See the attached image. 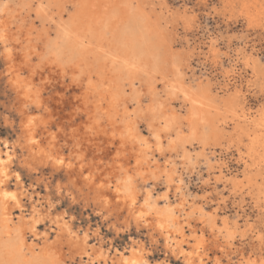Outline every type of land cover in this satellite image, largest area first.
I'll return each mask as SVG.
<instances>
[{
  "label": "rangeland",
  "instance_id": "obj_1",
  "mask_svg": "<svg viewBox=\"0 0 264 264\" xmlns=\"http://www.w3.org/2000/svg\"><path fill=\"white\" fill-rule=\"evenodd\" d=\"M0 7V142L14 150L8 187L20 190L17 174L28 189L8 229L0 217V264H90L48 217L31 232L34 206L65 214L80 235L88 230V244L109 259L138 241L152 263L186 264L149 228L123 224L124 212L100 211L86 175L108 196L130 175L138 204L149 189L162 208L167 194L177 237L185 249L201 247L200 264H264V0ZM28 115L38 146L72 164L27 162Z\"/></svg>",
  "mask_w": 264,
  "mask_h": 264
},
{
  "label": "bare ground",
  "instance_id": "obj_2",
  "mask_svg": "<svg viewBox=\"0 0 264 264\" xmlns=\"http://www.w3.org/2000/svg\"><path fill=\"white\" fill-rule=\"evenodd\" d=\"M0 25H1V27H0L1 28L0 29V38L1 39H5L6 31L4 29L5 27L3 28V26H4L3 22H1ZM212 49L214 50V48H212ZM130 64H132V63H130ZM12 79H14V77ZM13 86H14V88H17L18 87V82L15 81L13 83ZM224 86H226V85H224ZM185 93H187V92H185ZM192 111L193 110H191V112ZM248 117H250V116H248ZM21 128H22L23 137L25 138V142L24 143H25V145H26V147L28 149V153H29V157L27 158V162L30 165H33L35 162L44 163L46 161L52 162V164H54L56 167H60V166H63L65 164L66 165H70L71 162L66 161L64 157L55 156L53 153L48 152L43 147L38 146V143H37L38 141L35 138L33 130H32V128H33V116L32 115H28L26 117L23 116ZM130 128L132 129V127H130ZM225 129H227V128H225ZM225 131H227V130H225ZM135 134H136V132H135ZM154 136L158 139V147L160 148V137H159V134L155 133ZM254 137H256V136H254ZM195 139L196 138H194V140ZM254 143H253V145H254ZM4 144H5V146L3 148L2 143L0 142V217H1V220L3 222L4 229H8L9 228V224H10L9 221H11V215H12L11 210L13 208H15V207H21L23 205L22 204L23 203V197L25 196V191L26 190L28 191V189L25 187V185H24L25 183L23 184L21 182L20 176L17 175V174L15 176H16V179H17V184L20 187V190H18V189H16V190L14 189L13 190V189L8 187L7 183L9 182V179L12 176V172H11V167L12 166H11V164H12L13 158L15 156H14V150L13 151L6 150V149L9 148L8 147V142L4 141ZM52 151H54V150H52ZM68 168H72V167H68ZM222 169H224V168H222ZM91 176H93V175H91ZM227 177L228 176H226V178ZM77 179H78V177L72 176V179H71L72 180V184H73V186H76V188L80 187L79 191H81L82 190L81 180H77ZM90 180H91V177L89 175H86L85 176V181L86 182H84V181L83 182L85 183L86 186L89 185V190H90L89 195L92 194V200L95 203V205H97L98 208H100V211H102V210L104 211L105 210V211L109 212V210L117 209L120 213L124 212L123 213V215H124L123 224H125L126 226L127 225L129 226L130 223L131 224L134 223L135 225H137V227L138 226H142V227L144 226V227L149 228L150 229L149 231H151L152 235L155 236V234H156V236H160L163 239L162 241H163L164 247L169 249L172 252L171 254H173V256L175 255V256H177L179 258H183V261L186 264H192V262H194V260H193L194 254L199 255V252H200L199 248H201V247H198L195 250H193V249L192 250H188V249H185L182 246V241L185 240V237L182 235V237H183V239L181 238L182 240H179L178 237H177V235L179 233H183V231L181 229L182 227L180 228L179 225L176 223V221H177L176 220V210L177 209H175L176 206L172 205V203H169L170 200L169 201L167 200L168 199L167 194L163 195V197L166 199V201H165V204H164V206L162 208L158 206L157 199L154 197V195L152 194V191L149 190V189L145 191V195H144V199H143L142 203L138 204L137 198H138V195H140V194H138L137 189L135 188V185H134L130 175H126L124 178L122 177V179H120L117 182V184L115 185V189H114V192H113L112 196H108L107 194H105L104 191L100 189V187L94 186L93 184H95V183L91 184ZM170 186H172V185H170ZM57 188H60V186L57 187ZM24 189H25V191H24ZM68 192H70V191H68ZM184 203H181L180 205H183ZM111 206H113L115 208L111 209ZM41 210H39V208L37 209V207L34 206V210L32 212V216L30 215L31 218H30L29 221H27V222H30L31 232L34 233V235H37L39 233V232H37V226H38V224H40L39 222L41 220H43L45 217H48L49 220L54 222V225L56 224L58 226V228H59L58 232L60 233V237L62 235L65 236V237L67 236L66 239L68 240V243L75 248V251H74V249L72 251L73 254L77 250V252L79 253V256L80 255H82V256L86 255V257L89 260L90 264H94L95 262H102V261H103V263L105 262V264L108 263L109 253H108V251H106V249L103 250L102 249L103 247L101 248V246L96 248V247H94V245H89L90 244L88 242L89 240H87L88 237H89L88 230H85V232H83V234L80 235L79 232H76L77 230L76 231H74L75 229L72 230V227H71L72 224H70L72 222H70L69 220H66L65 214H63V213L60 214L59 213V214H53L52 215L50 212L45 214ZM57 230H56V232H57ZM7 232H10V231H7ZM1 235H2V230L0 229V248L2 247ZM8 236H9V234H8ZM37 238H39V237H37ZM44 239L46 240V237L43 238V240ZM100 239H101V237H100ZM57 240L55 239L54 241L56 242ZM58 241H61V240L59 239ZM155 241H158V240H155ZM201 242H202V240H200L197 243V246H199L201 244ZM135 243L137 244L138 248L135 249L134 247H132L130 249V253H127V254L125 252H121L118 255V258L116 260L113 259V257H114L113 256L112 258H110L112 261L109 259L111 262H113L111 264H164V262H162V261H158V262H155V263L150 262L148 260L150 256H148V258H147V255L144 252L145 248L143 247V244H140V242H138V241H135ZM51 246H53V245H51ZM133 246H135V245H133ZM56 248H57V246H56ZM17 255H19V252H17ZM75 255H78V254H75ZM168 255H166V256H168ZM82 258H84V257H82ZM20 259H17V261L18 262L24 261L25 263L27 262V261H25L22 258H20ZM81 263H83V262H81Z\"/></svg>",
  "mask_w": 264,
  "mask_h": 264
},
{
  "label": "crops",
  "instance_id": "obj_3",
  "mask_svg": "<svg viewBox=\"0 0 264 264\" xmlns=\"http://www.w3.org/2000/svg\"><path fill=\"white\" fill-rule=\"evenodd\" d=\"M179 237H180V235H178ZM188 250H192L191 248H187ZM196 256V257H195ZM200 256L201 255H196V254H194V257H193V260H194V262L192 263V264H200L201 262H203L204 261V259L203 260H200ZM183 263V262H182ZM184 264V263H183Z\"/></svg>",
  "mask_w": 264,
  "mask_h": 264
}]
</instances>
